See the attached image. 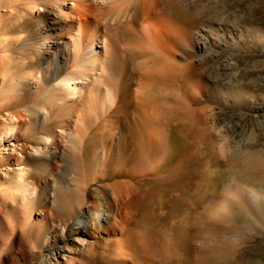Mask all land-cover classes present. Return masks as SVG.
<instances>
[{
	"label": "rangeland",
	"instance_id": "obj_1",
	"mask_svg": "<svg viewBox=\"0 0 264 264\" xmlns=\"http://www.w3.org/2000/svg\"><path fill=\"white\" fill-rule=\"evenodd\" d=\"M172 14L183 33L195 36L201 27L215 37L226 26L235 41L205 52L180 45L169 62L142 59V71L159 74L147 108L166 119L165 156L141 175L119 161L99 171L89 134L78 171L72 158L52 162L41 202L22 212L15 205L6 211L0 201V264H58L56 252L89 220L87 206L97 221L92 237L59 264H264V0H175ZM25 20L23 48L39 40L35 61L60 64L54 45L37 36L50 20ZM163 63L172 64L167 78L158 71ZM114 135L131 148L126 133ZM5 177L0 166V189ZM52 182L69 194L68 204L53 203ZM39 208L47 209L46 223L38 221ZM119 237L123 263L114 260Z\"/></svg>",
	"mask_w": 264,
	"mask_h": 264
},
{
	"label": "bare ground",
	"instance_id": "obj_2",
	"mask_svg": "<svg viewBox=\"0 0 264 264\" xmlns=\"http://www.w3.org/2000/svg\"><path fill=\"white\" fill-rule=\"evenodd\" d=\"M174 5L175 0H0V166L6 175L0 201L6 211L15 205L23 212L41 202V183L51 178L52 162L72 158L77 169L75 161L84 158L89 134L96 137L92 161L99 171L119 161L130 174L141 175L165 156L160 121L166 119L148 110L153 105L147 108L148 87L159 74L142 71V59L151 54L169 62L180 45L205 52L235 41L234 31L226 26H218L215 37L201 27L195 36L179 31ZM28 14L50 20L37 36L41 45H54L60 64L35 61L32 48L39 40L23 48ZM163 64L158 71L165 78L172 64ZM116 130L131 137V148L124 140L114 141ZM52 192L54 204H68L69 194H62L56 182ZM46 208L37 210L43 223ZM86 211L89 220L56 252L58 264L59 259L71 262L73 250L92 237L89 230L97 221L88 206ZM124 245V239L116 238V263L128 260Z\"/></svg>",
	"mask_w": 264,
	"mask_h": 264
}]
</instances>
